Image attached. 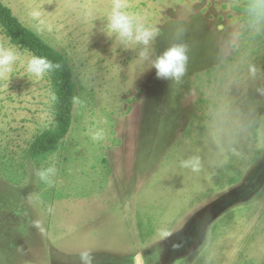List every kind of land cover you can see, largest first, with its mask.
<instances>
[{"label": "rangeland", "instance_id": "374dc122", "mask_svg": "<svg viewBox=\"0 0 264 264\" xmlns=\"http://www.w3.org/2000/svg\"><path fill=\"white\" fill-rule=\"evenodd\" d=\"M0 2L66 56L75 83L69 131L36 163L26 151L54 124V95L47 74L28 72L32 53L0 31L20 52L0 79V264H80L84 250L94 264H264V97L231 86L219 50L233 0H131L159 28L153 58L185 29L179 84L106 34L111 0ZM252 54L264 66V45ZM229 133L238 154L218 167L214 138ZM192 156L200 172L181 167ZM49 167L50 183L37 175ZM163 226L174 234L161 241Z\"/></svg>", "mask_w": 264, "mask_h": 264}, {"label": "clouds", "instance_id": "9594fccd", "mask_svg": "<svg viewBox=\"0 0 264 264\" xmlns=\"http://www.w3.org/2000/svg\"><path fill=\"white\" fill-rule=\"evenodd\" d=\"M233 6L238 15L234 18L231 29L225 32L219 41L220 54L234 69L232 87L245 84L256 95L264 97V66L256 63L253 57V47L264 45V0H233ZM131 0H111V12L108 16L106 33L109 37L115 36L127 49L130 46H139V59L149 62V68H155L159 79L168 80L177 84L183 81L189 65V45L183 41L185 29L179 28L176 32V41L153 58L152 44L159 35V28L148 25L143 18L130 11ZM33 18L38 19L40 13L33 11ZM41 23H43L41 21ZM20 59V52L15 46L0 42V79H8L14 70V65ZM46 57L33 56L27 62V70L35 76L42 77L56 68ZM223 111L227 112V106ZM245 129H241L243 131ZM93 139H102V133L97 132ZM220 148L216 166L222 167L228 163L225 156L237 155L235 137L232 134H223L214 138ZM181 167L200 172L203 161L200 156H192L181 161ZM55 167H49L37 172L45 182H51L49 177L55 175ZM173 231L163 226L158 230V239L163 241L173 235ZM181 243H174L173 248L181 247ZM80 264H94V255L84 250L79 253Z\"/></svg>", "mask_w": 264, "mask_h": 264}, {"label": "trees", "instance_id": "16d2710c", "mask_svg": "<svg viewBox=\"0 0 264 264\" xmlns=\"http://www.w3.org/2000/svg\"><path fill=\"white\" fill-rule=\"evenodd\" d=\"M0 31L13 45L28 50L33 56L46 57L59 67L46 73L50 89L54 95V124L38 134L30 144L26 154L36 163L45 160L58 150L61 140L69 131L75 102L73 71L66 56L45 42L38 34L24 26L0 2Z\"/></svg>", "mask_w": 264, "mask_h": 264}]
</instances>
